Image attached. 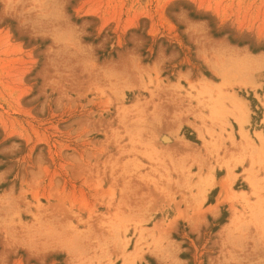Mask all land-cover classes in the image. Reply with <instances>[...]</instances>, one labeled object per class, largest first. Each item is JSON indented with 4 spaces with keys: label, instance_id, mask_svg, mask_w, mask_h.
Segmentation results:
<instances>
[{
    "label": "rangeland",
    "instance_id": "rangeland-1",
    "mask_svg": "<svg viewBox=\"0 0 264 264\" xmlns=\"http://www.w3.org/2000/svg\"><path fill=\"white\" fill-rule=\"evenodd\" d=\"M263 99L264 0H0V264H264Z\"/></svg>",
    "mask_w": 264,
    "mask_h": 264
},
{
    "label": "bare ground",
    "instance_id": "bare-ground-1",
    "mask_svg": "<svg viewBox=\"0 0 264 264\" xmlns=\"http://www.w3.org/2000/svg\"><path fill=\"white\" fill-rule=\"evenodd\" d=\"M206 87V86H205ZM207 88H208V85H207ZM263 104H264V99H263ZM241 109V108H240ZM239 109V110H240ZM241 111H243L242 109H241ZM239 124H240V126H241V132H242V136L244 137V138H246L247 137V135H246V132L244 131V129H243V121L242 120H240L239 119ZM165 138V137H164ZM264 139V138H263ZM168 140V138H166L165 139V141H167ZM264 141V140H263ZM227 175H228V178H225V179H222L219 183H218V185L221 187V191L219 192V194H218V196H217V199H216V203L214 204V206H213V208L215 207V209L214 210H216L217 209V207H219L222 203H224L227 199H229V195H228V193H230V187H231V184H232V181H233V178H234V176H233V174L231 173V171H228V173H227ZM226 176V175H225ZM254 181V180H253ZM252 181V179L249 181L250 182V186L253 188V187H255L256 185H254V182ZM205 185V190L207 191V192H209L212 188H214L215 187V185H216V182H215V178H214V176H212L211 177V179L210 180H208L207 182H206V184H204ZM230 195H232L231 193H230ZM234 195V194H233ZM238 195V193H236V196ZM231 197V196H230ZM234 198V197H233ZM228 201V200H227ZM212 207V206H211ZM231 212H232V215H231V221L233 222V220H234V216L236 215V209L233 207L232 208V210H231ZM230 220V219H229Z\"/></svg>",
    "mask_w": 264,
    "mask_h": 264
}]
</instances>
